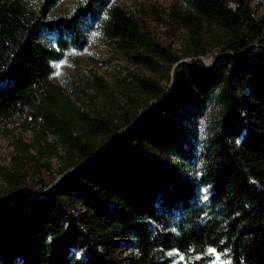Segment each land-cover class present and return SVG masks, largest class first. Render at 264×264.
Returning <instances> with one entry per match:
<instances>
[{
	"label": "trees",
	"instance_id": "obj_1",
	"mask_svg": "<svg viewBox=\"0 0 264 264\" xmlns=\"http://www.w3.org/2000/svg\"><path fill=\"white\" fill-rule=\"evenodd\" d=\"M55 2L0 0V124L32 123L37 134L16 138L0 164V264H172L176 254L207 264L212 250L226 264H264V7L255 17L247 0L172 3L165 16L186 33L177 53L116 0L49 16ZM91 28L150 68L169 71L181 54L193 64L177 66L167 97L159 78L135 74L116 107H84L51 75ZM212 49L232 53L199 68ZM205 111L212 120L195 146ZM52 154L59 173L88 163L54 184L41 160Z\"/></svg>",
	"mask_w": 264,
	"mask_h": 264
},
{
	"label": "rangeland",
	"instance_id": "obj_2",
	"mask_svg": "<svg viewBox=\"0 0 264 264\" xmlns=\"http://www.w3.org/2000/svg\"><path fill=\"white\" fill-rule=\"evenodd\" d=\"M79 0H56L49 10V16L65 14L77 4ZM125 7L138 21H140L146 35L170 45L177 53H181L186 46V33L183 28L173 29L167 20L165 13L172 3L179 4L180 0H116ZM255 17L263 13L264 0H247ZM177 6V5H176ZM217 49H212L205 55L197 56L204 66L213 61V55ZM181 60L193 64L189 55L181 54ZM135 74L155 76L169 91L173 80V67L167 71L165 66L150 68L133 60L129 54L117 49L101 37L94 28L89 30L88 42L79 50L71 49L66 56L54 63V72L51 78L54 82L77 99L84 107L112 108L124 100V88L131 84ZM212 120V112L205 111L198 117L197 138L195 146L204 136V133ZM37 134L32 123L23 127L19 123L0 124V164L10 165L11 156L14 153V141L21 138L23 141L35 140ZM201 137V138H200ZM46 140L55 145V136L46 134ZM42 143V140L40 141ZM56 149L60 151V147ZM32 151V149H30ZM50 162V172L56 178L59 173L60 161L56 154L44 157ZM186 170L196 173V167L187 162ZM210 190L203 187V198L208 199ZM212 258L207 264H226L227 255L224 252L212 250ZM127 251H121L125 256ZM76 257L84 258L83 250H76ZM172 264H182L181 256L175 255Z\"/></svg>",
	"mask_w": 264,
	"mask_h": 264
},
{
	"label": "water",
	"instance_id": "obj_3",
	"mask_svg": "<svg viewBox=\"0 0 264 264\" xmlns=\"http://www.w3.org/2000/svg\"><path fill=\"white\" fill-rule=\"evenodd\" d=\"M230 53H232V52H231V51H228V52H224V53H219V54L216 55V57L219 56V55H221V54H230ZM216 57L213 58V61H212V62L209 64V66H207V67H206V66H203V65H201V64H199V65H197V66H198L199 68H201V69H208V68H210V67L212 66V64H213V62H214V60H215ZM182 63H185V62H184L183 60L179 59L177 62H175L174 66H173V76H174V80H173V83H172V86H171L172 88H174L175 83H176L177 66L180 65V64H182ZM168 92H169V93L166 95V97H167V96L170 94V92H172V91L169 90ZM166 97H165V98H166ZM163 99H164V98H163ZM163 99H159V100H156V101L150 103V105H148V107H147L146 109H148L149 107H152V106L156 105L157 103H159V102L162 101ZM142 115H143V113H142V114L136 119V121H134L132 124H130L129 126H127L125 129H123L122 132H125V131L129 130L130 128H132V127H133V126L139 121V119L142 117ZM122 132H120V133H122ZM120 133H118L116 136H118ZM116 136H115V137H116ZM112 139H113V138H112ZM112 139L108 140L107 143H106L105 148H103L102 150H100L98 154H95L93 157H91V158L89 159L88 162H91L92 160H94L95 158H97L100 154H102V153L105 151L106 147L110 144V142H111ZM88 162H84V163L76 164V165H74V166H72V167L66 169V170H65L60 176H58V177L55 179L54 184H56V183H58L59 181H61L65 175H67L68 173H70L71 171H73L75 168H78V167H80V166H83V165L87 164ZM43 190H44V189H43ZM21 193H29V192H27V191H22ZM29 194L34 195L35 193H29ZM6 197H7V194L4 195V196L1 198L0 202H2Z\"/></svg>",
	"mask_w": 264,
	"mask_h": 264
},
{
	"label": "snow or ice",
	"instance_id": "obj_4",
	"mask_svg": "<svg viewBox=\"0 0 264 264\" xmlns=\"http://www.w3.org/2000/svg\"><path fill=\"white\" fill-rule=\"evenodd\" d=\"M211 251V250H210Z\"/></svg>",
	"mask_w": 264,
	"mask_h": 264
}]
</instances>
